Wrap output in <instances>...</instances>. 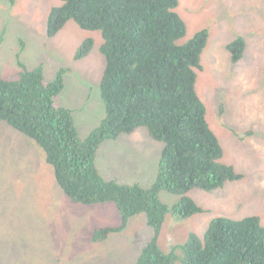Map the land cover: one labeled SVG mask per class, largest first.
Returning a JSON list of instances; mask_svg holds the SVG:
<instances>
[{"label": "trees", "instance_id": "1", "mask_svg": "<svg viewBox=\"0 0 264 264\" xmlns=\"http://www.w3.org/2000/svg\"><path fill=\"white\" fill-rule=\"evenodd\" d=\"M15 1H10L12 6ZM61 2L49 13L48 38L56 37L70 22L84 31L102 34L105 117L81 138L73 111L61 102L68 69L48 80L43 63L29 70L19 60L27 47L25 37L20 40L22 48H13L20 70L13 78L0 73V129L33 144L41 160L37 156L30 160L49 170L45 178L57 192L43 197L45 189L36 182L39 211L53 205L57 195L87 207L114 202L121 225L97 227L93 237L99 241L122 233L132 217L144 214L154 237L140 251L137 264H264V224L257 215L217 217L203 240L191 232L167 252L159 244L161 231L170 226L169 215L190 218L205 212L188 196L191 190L212 192L244 176L223 161L224 150L210 127L197 90L208 31L204 29L188 42L182 41L187 26L178 12L179 0ZM249 38L241 35L228 43L233 64L244 57ZM94 43L93 38L85 39L74 61L88 57ZM141 127L163 145L156 183L144 188L106 180L96 165L101 145ZM10 161L5 158L0 165L2 184L14 169ZM162 190L180 199L170 207L160 199ZM43 215H39L41 231L53 226ZM0 238L4 240V232H0ZM14 247L4 245L0 249V264L8 260L5 254L16 252Z\"/></svg>", "mask_w": 264, "mask_h": 264}, {"label": "rangeland", "instance_id": "2", "mask_svg": "<svg viewBox=\"0 0 264 264\" xmlns=\"http://www.w3.org/2000/svg\"><path fill=\"white\" fill-rule=\"evenodd\" d=\"M10 1L1 0L0 11L4 12V5L11 6ZM61 5V0L15 1L10 14L20 23L8 27L0 49V73L7 78L18 74L13 48H22L24 37L27 47L19 60L29 70L43 63L46 78L52 80L68 69L61 102L73 111L79 135L85 138L105 117L103 37L99 31H84L70 22L56 37L48 38L49 13ZM178 12L187 26L184 43L198 32L208 31L197 90L224 150L223 161L244 176L212 192L191 190L188 196L206 212L190 218L169 215L170 226L161 231L159 239L165 252L191 232L203 240L218 216L242 219L257 215L264 224V0H179ZM3 21L0 16V23ZM238 35L250 38L244 57L233 64L227 45ZM87 38L94 39V47L88 57L75 62L74 54ZM162 149L163 145L141 127L131 135L105 141L96 165L106 180L150 188L157 180ZM36 156L40 159L33 144L0 129V165L9 158L14 167L7 180L0 181V232H4L0 249L6 245L16 250L4 255L8 258L4 264H137L140 251L154 237L146 216L135 215L122 233L99 241L93 237L97 227L121 225L114 202L87 207L57 195L56 202L43 206L44 212H40L36 182L45 189L43 197L56 195L57 190L45 178L49 170L30 160ZM159 196L170 207L180 199L164 190ZM41 213L45 221L53 223L42 231Z\"/></svg>", "mask_w": 264, "mask_h": 264}, {"label": "clouds", "instance_id": "3", "mask_svg": "<svg viewBox=\"0 0 264 264\" xmlns=\"http://www.w3.org/2000/svg\"><path fill=\"white\" fill-rule=\"evenodd\" d=\"M0 4H2L1 0H0ZM3 5V4H2ZM14 6V5H13ZM11 6H5L4 5V12L0 11V16H4V21L2 23H0V49H2L3 45H5V36L7 34V30L8 27L10 25H14L17 23H20V21H18L19 19L13 18L11 16V12L13 10V7ZM241 36V35H238ZM243 36V35H242ZM244 37V36H243ZM236 38V37H235ZM9 40V39H8ZM233 41V40H232ZM6 50V49H4ZM75 121V120H74ZM76 125V124H75ZM78 129V128H77ZM206 212V211H205ZM204 212V213H205ZM203 214V213H202ZM218 217H226V216H218ZM217 218V217H216ZM215 219V218H214ZM213 219V220H214ZM212 222V221H211ZM209 228V227H208ZM208 230V229H207ZM207 232V231H206ZM206 234V233H205Z\"/></svg>", "mask_w": 264, "mask_h": 264}, {"label": "water", "instance_id": "4", "mask_svg": "<svg viewBox=\"0 0 264 264\" xmlns=\"http://www.w3.org/2000/svg\"><path fill=\"white\" fill-rule=\"evenodd\" d=\"M4 51H6V50H4ZM22 153H23V155H27L25 151H23Z\"/></svg>", "mask_w": 264, "mask_h": 264}]
</instances>
